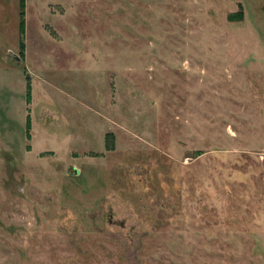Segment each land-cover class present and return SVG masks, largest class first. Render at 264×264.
Masks as SVG:
<instances>
[{
  "label": "rangeland",
  "instance_id": "obj_1",
  "mask_svg": "<svg viewBox=\"0 0 264 264\" xmlns=\"http://www.w3.org/2000/svg\"><path fill=\"white\" fill-rule=\"evenodd\" d=\"M0 264H264V0H0Z\"/></svg>",
  "mask_w": 264,
  "mask_h": 264
},
{
  "label": "trees",
  "instance_id": "obj_2",
  "mask_svg": "<svg viewBox=\"0 0 264 264\" xmlns=\"http://www.w3.org/2000/svg\"><path fill=\"white\" fill-rule=\"evenodd\" d=\"M22 5L24 6V3H22ZM23 13V12H22ZM21 27L23 29L24 27V19H22V23H21ZM24 46V43L22 42V47ZM28 125H30V122H28Z\"/></svg>",
  "mask_w": 264,
  "mask_h": 264
}]
</instances>
